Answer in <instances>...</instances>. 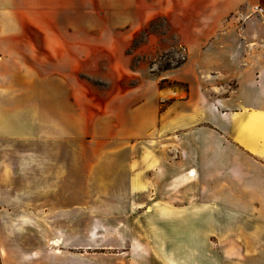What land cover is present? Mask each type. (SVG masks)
<instances>
[{
	"label": "crops",
	"instance_id": "0c3cea01",
	"mask_svg": "<svg viewBox=\"0 0 264 264\" xmlns=\"http://www.w3.org/2000/svg\"><path fill=\"white\" fill-rule=\"evenodd\" d=\"M176 5L215 24L132 88L81 79L94 51L67 40L36 62L0 38V264H96L58 253L77 221L85 246L131 253L119 264H264V0Z\"/></svg>",
	"mask_w": 264,
	"mask_h": 264
},
{
	"label": "rangeland",
	"instance_id": "374dc122",
	"mask_svg": "<svg viewBox=\"0 0 264 264\" xmlns=\"http://www.w3.org/2000/svg\"><path fill=\"white\" fill-rule=\"evenodd\" d=\"M177 2L178 0H0V38L29 39L32 51L31 56L25 59L36 62L53 59L49 55L58 53L60 39L67 40V43H73L72 46L76 48H84L79 53L82 59H86L87 52L91 54L94 51L93 67L88 66L91 60L86 61V67L84 64L82 69L88 73L81 72V79L96 87L104 85L111 91L119 81L132 88L146 79H158L168 70L181 66L188 59L189 53L198 48V45H192V41L196 39L194 34L200 37L201 27L215 24L214 14L184 12L178 10L182 7H178ZM209 16L210 20L207 19ZM19 47L15 45L17 52ZM2 48H6V44L0 43V49ZM119 69L126 76L118 80L115 75ZM61 223L71 225L72 222L58 221V225ZM73 223L79 229L75 232H71L70 228L64 229L62 237L58 238V249H64V252L59 249L58 253L73 251L79 263L86 262L90 257L96 264H119L124 257H131V253L119 251L120 243L112 237L107 238L105 244L94 241L91 248L85 246L90 239L83 230L87 222ZM99 237L96 235L94 238L100 240ZM151 255L159 260V264H168L165 261L171 258V254L167 252ZM193 255L198 254H189L190 257ZM191 261L193 264V260Z\"/></svg>",
	"mask_w": 264,
	"mask_h": 264
},
{
	"label": "built area",
	"instance_id": "2783aa9c",
	"mask_svg": "<svg viewBox=\"0 0 264 264\" xmlns=\"http://www.w3.org/2000/svg\"><path fill=\"white\" fill-rule=\"evenodd\" d=\"M253 10L255 12H261L263 11V8L260 5H254Z\"/></svg>",
	"mask_w": 264,
	"mask_h": 264
}]
</instances>
